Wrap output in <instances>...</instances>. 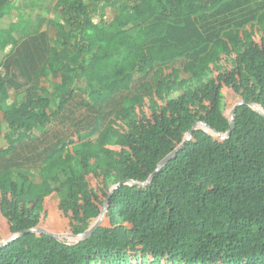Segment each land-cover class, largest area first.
I'll return each mask as SVG.
<instances>
[{
    "label": "trees",
    "instance_id": "16d2710c",
    "mask_svg": "<svg viewBox=\"0 0 264 264\" xmlns=\"http://www.w3.org/2000/svg\"><path fill=\"white\" fill-rule=\"evenodd\" d=\"M14 1L0 264H264V5L211 29L235 0H28L35 17L6 25Z\"/></svg>",
    "mask_w": 264,
    "mask_h": 264
},
{
    "label": "rangeland",
    "instance_id": "374dc122",
    "mask_svg": "<svg viewBox=\"0 0 264 264\" xmlns=\"http://www.w3.org/2000/svg\"><path fill=\"white\" fill-rule=\"evenodd\" d=\"M29 1L28 0H15L14 4L16 6L19 7V9H14L12 11V16H10L9 18H6L4 20V23L7 25L10 23V20L13 19H18L19 14H24V17H28L30 19L34 18L35 15L38 13V9L36 11H34V9H31V7L29 6ZM264 5V0H235L232 3V8L230 10L221 12L220 14H216L214 16H210V14L206 15L205 18H202L200 20V24L206 28H219V27H225V26H233L236 22H239L241 20H244L246 18H249L252 14L251 13H255L256 11H258L262 6ZM52 13L54 15H57V12L52 11ZM11 18V19H10ZM2 22V21H1ZM3 23V24H4ZM205 23V25H204ZM42 32L43 35L38 37V41H30L29 42V48L33 49V51L29 52L30 55H32V57H37L40 55V53L43 51L44 52V40L43 38H46V40L49 42L50 40L53 39L54 37V30L52 28H50L49 26H46V24L43 26L42 28ZM16 37H20L19 32L15 33ZM35 48H38V51L35 50ZM28 54V53H27ZM25 54V63H27V65L23 67V65L20 66V68L16 69L17 70V76L18 79L20 80L21 83L25 84V85H29L30 82L29 78L33 76V71L35 69L33 62L30 59H28L29 55ZM20 54L17 53L12 57H4V54H1L0 56V60H2L5 64V66H10L12 65L13 62V58L17 57L19 58ZM182 63V59H178L176 61V66H181ZM5 69V68H4ZM14 72V70H12ZM186 76V75H185ZM35 77H33L32 79H34ZM53 81H55L53 79ZM53 82H50V85L52 86ZM192 87H194V84L192 85ZM183 93V91H175L174 94L171 96L172 98H177L179 97L181 94ZM11 96L12 98L16 97L18 98V96H16V91L14 89H11ZM233 106V104H230V108ZM79 117H81V113L78 112ZM0 126H3V128H5V122L3 120V113L0 110ZM0 143L1 144H5L4 139L1 137L0 138ZM36 172L34 173L35 176ZM119 179V172L117 170L112 171V173H110L108 176L105 177L104 182H102V185H106V187L110 188L112 186H114L117 181ZM100 182V181H99ZM46 229L48 231L51 232H66L67 230L63 229V228H59L57 223L54 224L53 227H46Z\"/></svg>",
    "mask_w": 264,
    "mask_h": 264
},
{
    "label": "water",
    "instance_id": "95a60500",
    "mask_svg": "<svg viewBox=\"0 0 264 264\" xmlns=\"http://www.w3.org/2000/svg\"><path fill=\"white\" fill-rule=\"evenodd\" d=\"M177 154V151L173 154V155H176ZM172 157V156H171ZM171 157L169 158V159H171ZM93 230L94 229H92V230H90L88 233H86L84 236H82V237H86V236H88L90 233H92L93 232Z\"/></svg>",
    "mask_w": 264,
    "mask_h": 264
}]
</instances>
